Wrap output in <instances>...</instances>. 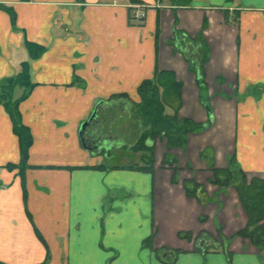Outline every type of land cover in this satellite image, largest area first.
Instances as JSON below:
<instances>
[{
  "label": "crops",
  "instance_id": "0c3cea01",
  "mask_svg": "<svg viewBox=\"0 0 264 264\" xmlns=\"http://www.w3.org/2000/svg\"><path fill=\"white\" fill-rule=\"evenodd\" d=\"M25 62L31 86L11 99L32 135L24 165L0 103V264H264L238 236L235 186L215 182L264 178V0H0V81ZM159 71L181 84L178 116L205 127L183 147L148 140L152 165L113 162L140 136L126 104ZM96 107L86 136L103 142L87 149Z\"/></svg>",
  "mask_w": 264,
  "mask_h": 264
},
{
  "label": "trees",
  "instance_id": "16d2710c",
  "mask_svg": "<svg viewBox=\"0 0 264 264\" xmlns=\"http://www.w3.org/2000/svg\"><path fill=\"white\" fill-rule=\"evenodd\" d=\"M12 19H15V14L11 11ZM37 44L28 42L31 54L38 55V51L34 49ZM42 48L41 46H38ZM29 63L22 64V69L16 77H10L4 81H0V103L5 104L14 120V130L20 139L21 147V164L24 165L28 150L32 143V135L26 126H23L16 118L17 105L11 101L14 89L20 85L30 87ZM163 88L172 95L179 97L181 92V84L176 80L175 76L170 71H159L152 79H146L138 86V93L141 100L136 103L140 109V114L145 121L149 123V132L139 137L132 150L143 151L142 159L147 160L148 165L154 162V147L149 146L147 138L164 137L167 141L168 149L179 146L183 147L186 136L189 132L199 131L205 125L198 124L187 118L178 116V105L172 106L173 113L166 112L165 107L167 102L160 94L159 89ZM170 106V105H168ZM210 124L207 123V125ZM138 168L140 166H137ZM141 168L149 169V166ZM226 178L220 181L216 178V182L227 184L228 177L233 173L231 170H226ZM215 176L217 172L214 171ZM235 189L239 194L242 206L248 215L247 226L239 231L238 235L244 238H249L260 249L264 247V178H253L249 183L243 175L241 184L236 185ZM188 195H194L193 191L187 188Z\"/></svg>",
  "mask_w": 264,
  "mask_h": 264
},
{
  "label": "rangeland",
  "instance_id": "374dc122",
  "mask_svg": "<svg viewBox=\"0 0 264 264\" xmlns=\"http://www.w3.org/2000/svg\"><path fill=\"white\" fill-rule=\"evenodd\" d=\"M159 91H160V94L162 95V97L164 98V100L168 103L167 106L165 107L166 112L168 111L169 113H173V107L172 106L173 105L176 106V104H177L174 101L176 99L175 98L176 95H172L171 92H167L163 88H160ZM168 105H170V106H168ZM126 106L129 108V112L125 115V116H127L126 120L123 119L122 122H124V121L128 122V124H129L128 128L130 129L132 134H134V131L136 132V135H134L133 138H136V136H138V134H140V136H142L144 134V132L148 133L150 125H149V123H147L145 121L143 116L140 114L139 107L136 104H130V103L126 104ZM116 127H118V126H114V131L116 132V134L119 135V131L120 130L116 129ZM124 131H125L124 139L125 140L131 139L132 135L131 136H126L127 135V131L126 130H124ZM140 136H138V139H139ZM156 138L157 137H155V138L148 137L147 140H155ZM136 142L137 141H135V139L131 141L132 147L136 144ZM130 151L131 152H129L127 149H121L119 151L121 157H118L117 159H114L113 162H116V163H135L137 166L140 164V162L142 163V157H143L144 152L143 151H139V150L135 151V150H132V149H130ZM232 172H234V173L228 177V181H227L228 183L227 184H230V185H232L234 187L236 185L241 184L242 180H240V177L243 175V173L241 171H236V170L232 171ZM219 174H221V173H219ZM224 175H226V173H223L222 177H224ZM224 180H222V181H224ZM216 183L218 185H220L219 182H216ZM195 187H197L196 184H195ZM239 200H240V198H239ZM221 234L222 233L220 231L217 232V235L215 234V238H217V242H219V240H220L219 238H222ZM238 236H240V235H238ZM242 238H244V237H242ZM197 247L199 249H201L200 246H197ZM210 247H211V249H214L213 246H210Z\"/></svg>",
  "mask_w": 264,
  "mask_h": 264
},
{
  "label": "water",
  "instance_id": "95a60500",
  "mask_svg": "<svg viewBox=\"0 0 264 264\" xmlns=\"http://www.w3.org/2000/svg\"><path fill=\"white\" fill-rule=\"evenodd\" d=\"M206 108L209 111H211L209 105H206ZM96 116H97V107L93 110L91 115L86 120H84L80 125L79 134H80L81 142H82L83 146L86 147L87 149H91V147L88 146L86 143V141H87L86 140V132L88 133L90 131V130L88 131V127L92 124V121H93V119L96 118ZM91 133L93 134L94 131L93 132L91 131Z\"/></svg>",
  "mask_w": 264,
  "mask_h": 264
},
{
  "label": "flooded vegetation",
  "instance_id": "af4514ba",
  "mask_svg": "<svg viewBox=\"0 0 264 264\" xmlns=\"http://www.w3.org/2000/svg\"><path fill=\"white\" fill-rule=\"evenodd\" d=\"M98 114L96 116L95 119H93L91 126V130L90 131H94V133H96V129H95V122L97 120ZM97 126V125H96ZM86 143L88 146L93 147V148H100V145L103 142V139L99 136L96 135L95 137L92 138V140H90L87 136H86Z\"/></svg>",
  "mask_w": 264,
  "mask_h": 264
},
{
  "label": "built area",
  "instance_id": "2783aa9c",
  "mask_svg": "<svg viewBox=\"0 0 264 264\" xmlns=\"http://www.w3.org/2000/svg\"><path fill=\"white\" fill-rule=\"evenodd\" d=\"M147 15V8L141 5L133 7L132 17L140 22H142Z\"/></svg>",
  "mask_w": 264,
  "mask_h": 264
}]
</instances>
